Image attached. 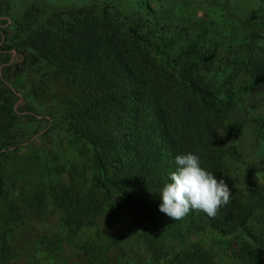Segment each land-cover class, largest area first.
Listing matches in <instances>:
<instances>
[{
    "label": "trees",
    "instance_id": "16d2710c",
    "mask_svg": "<svg viewBox=\"0 0 264 264\" xmlns=\"http://www.w3.org/2000/svg\"><path fill=\"white\" fill-rule=\"evenodd\" d=\"M8 11L0 0V160L58 126L88 153L89 186L70 176L13 195L0 168V264H11L8 239L26 211L48 207L60 213L37 240L49 264H69L70 247L84 264H264V185L243 188L236 175L240 127L257 125V147L264 139V118L248 119L242 106L264 82V24L246 56L255 78L236 87L241 60L216 62L201 33L161 25L148 6L130 15L111 2L99 11L31 7L13 21ZM27 77L55 107L45 116ZM189 152L231 189L215 218L192 210L172 220L158 210L175 157ZM102 217L117 232L103 230Z\"/></svg>",
    "mask_w": 264,
    "mask_h": 264
},
{
    "label": "rangeland",
    "instance_id": "374dc122",
    "mask_svg": "<svg viewBox=\"0 0 264 264\" xmlns=\"http://www.w3.org/2000/svg\"><path fill=\"white\" fill-rule=\"evenodd\" d=\"M7 2L10 11L5 15L12 21L31 7L46 12L78 8L99 11L103 3L111 2L121 14L130 15L136 12L143 14L144 6H148L156 12L161 25L184 28L188 37L201 33L208 44L216 47V62L228 64L231 57L241 60L242 70L236 87L248 84L255 78L252 69L247 65L246 56L249 45L257 42L255 35L262 31L264 0H7ZM29 80V77L25 78V87L31 93L30 99L45 116L55 107L50 106L44 99L37 98L35 96L37 94H33L39 93L37 90L40 80H34L33 85H29ZM21 102L19 100L15 106ZM242 106L248 119L264 118V82L249 88L242 100ZM256 127L257 125L251 122L240 127L238 144L243 168L239 169L236 175L243 188L255 189L264 185V139L257 147L253 134ZM83 149L80 144L73 142L62 128L54 126L45 136L35 137L16 154L0 160V168L3 169L1 173L6 181H10L6 184L13 188V195L19 192L32 193L37 190L35 188H42L52 180L59 186L66 185L67 179L71 177L76 187L82 185L87 188L89 174L85 167V159L88 153ZM16 181L18 183H15ZM47 209L46 215L35 210L26 211L24 224L12 229L8 239L13 251L11 264H49L48 260L44 261L41 251L38 250L40 248L37 247V240L41 235L49 237L52 231L50 225L55 224L57 227L60 213L50 207ZM101 222L103 224L100 227L103 230L114 229L117 232V226L109 223L106 217H102L97 223ZM207 243L210 244V240ZM63 254L69 264H84V259L76 254L73 247L64 249Z\"/></svg>",
    "mask_w": 264,
    "mask_h": 264
},
{
    "label": "clouds",
    "instance_id": "9594fccd",
    "mask_svg": "<svg viewBox=\"0 0 264 264\" xmlns=\"http://www.w3.org/2000/svg\"><path fill=\"white\" fill-rule=\"evenodd\" d=\"M175 171L161 189L159 211L172 220L184 219L190 211H202L215 218L221 207L229 204L231 189L223 179L201 166L198 155L191 152L175 157Z\"/></svg>",
    "mask_w": 264,
    "mask_h": 264
},
{
    "label": "water",
    "instance_id": "95a60500",
    "mask_svg": "<svg viewBox=\"0 0 264 264\" xmlns=\"http://www.w3.org/2000/svg\"><path fill=\"white\" fill-rule=\"evenodd\" d=\"M11 54L13 55V54H14V52L12 51V52H11ZM11 60H12V57H10V60H9V61L11 62Z\"/></svg>",
    "mask_w": 264,
    "mask_h": 264
}]
</instances>
